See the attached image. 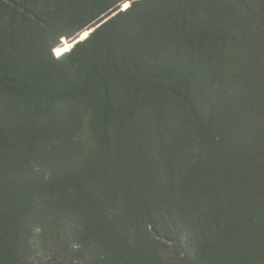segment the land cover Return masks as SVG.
Returning a JSON list of instances; mask_svg holds the SVG:
<instances>
[{
	"label": "rangeland",
	"instance_id": "obj_1",
	"mask_svg": "<svg viewBox=\"0 0 264 264\" xmlns=\"http://www.w3.org/2000/svg\"><path fill=\"white\" fill-rule=\"evenodd\" d=\"M117 1L0 0V185H10L0 189L7 191L4 198L0 195V229L4 232H0V264L10 260L16 264H82L96 256L99 263L102 259L113 261L114 257L106 254L107 246L84 235L86 219L75 210L80 193L71 204L65 201L69 187L75 194L83 189L81 185L76 187L68 179L63 181L60 194L55 190L36 198L33 192L50 177L57 180L63 169L81 172L83 180L86 172L81 161L101 162L102 170L111 174L110 163L120 151L132 148L138 161L130 168H143L144 173L134 180L127 177L122 185L136 182L150 190L154 184L157 189L158 182L163 183L159 176H167L171 169L169 186H178L191 195L206 189L212 198L219 188L223 191L218 197L226 207L236 198L230 191L235 183L230 182L238 174L225 164L220 140L263 153L264 0ZM124 3L132 7L122 10ZM90 20L111 22L81 55L95 50L101 53L103 41L108 40L105 50L115 54L121 49L128 52L126 57L144 48L146 66L141 71H112L121 75L122 84L110 91L111 105L90 106L62 96L56 98L53 109L44 108L39 95L42 90L35 92L33 74L50 57L57 58L54 49L73 45L66 38ZM99 24L75 38L81 40ZM110 34H116L115 38L120 34L116 45L111 44ZM60 66L63 63L55 68ZM133 92L142 100L132 112L122 99ZM210 93L225 99L226 108L217 118L199 116V121L195 120L192 109L202 107L206 102L200 98ZM222 131L228 136L222 138ZM152 162L157 167L152 168ZM118 163L129 166L123 157ZM117 189L123 191L119 186L115 190L119 192ZM131 189L127 188L125 204L136 202ZM251 199L250 195L244 199L249 201L247 215L256 217L260 213L258 201ZM24 200L27 204L20 202ZM15 202L25 206L16 207ZM163 207L150 208L148 214L153 219L155 216V223L165 220ZM129 208L121 202L110 204V211L118 214L117 225L128 232L138 227L136 234L147 242V246L142 245L148 249L158 238L148 239L142 229L148 223L145 211L137 213ZM252 236V251L264 249V232L255 229ZM158 245H163V255L172 257H181L189 250L186 238L179 246L161 240ZM234 248L221 247L224 252L213 254L210 263L231 264L227 261L235 254Z\"/></svg>",
	"mask_w": 264,
	"mask_h": 264
},
{
	"label": "trees",
	"instance_id": "obj_2",
	"mask_svg": "<svg viewBox=\"0 0 264 264\" xmlns=\"http://www.w3.org/2000/svg\"><path fill=\"white\" fill-rule=\"evenodd\" d=\"M119 1L122 0H118L117 2ZM109 8L107 7L103 11ZM91 21L86 23L78 31L69 35L66 40L71 41L81 31L96 27L100 23V21L95 23ZM110 22L106 21L99 24L85 40L75 44L61 58L53 59L50 57L47 64H41L40 71H36L33 74L35 92L39 89L42 90V93L39 95L44 108L49 110L53 109L56 98L62 96L74 100L77 98L90 106H98L100 104L111 105L108 102L110 91L114 90L117 85L122 84V77L118 72H128V70L132 71L133 69L135 71H141L144 69L147 64L144 59V48L138 51L134 50L126 57L128 52H120L121 49H117L115 54L112 50H105L104 45L108 40L103 41L101 53L95 50L88 56L81 55L82 53L80 52H82V49L86 46L90 47L92 41H97L102 30L108 28ZM110 35L112 37L111 39L109 38L111 44L116 45L119 42L120 34L117 35V38H115L116 34ZM53 47L55 45L51 48ZM60 63H63V66L55 68ZM69 64L71 65L69 66ZM113 70L118 72L112 73ZM116 74H118V78H116ZM188 76L190 79L192 78V75ZM118 87L121 88L124 86ZM123 98L122 100L130 106L129 109L132 112L136 108L137 103L142 100L136 92L129 95L125 94ZM200 101H205L208 108H206L205 103L202 107L199 106L198 109L196 107L192 109V117L197 121H199V116L212 119L214 117L217 118L226 108L225 99L216 97L214 93L201 97ZM191 103H193V100H191ZM95 131L96 129H94ZM262 134L263 131L259 133V136L262 137ZM221 136L222 138L227 137L228 132L222 131ZM123 142L125 143L124 140ZM220 142L224 145L223 153H225V156L223 155V157L226 159L224 161L225 164L229 167L232 166L233 172L238 174V178L235 180L231 179L232 182H230L235 183L233 187L231 186L230 191L236 193V198L232 199L233 201L226 207L223 205L224 201H221L218 197L223 191L219 188H216L213 192L212 198V196L206 193V189L201 190L198 194L195 192L196 194L193 193L191 195L190 192L184 189L181 190L178 186L174 185L173 188L169 186L171 184L169 180L171 169H169L167 176L163 175V173L159 176L163 180V183L158 182L157 189H155L157 185L153 186L154 184H151L152 181L150 182V186H152L150 190L143 189L142 184L140 183L139 185L136 182H133V186L122 185L127 182V177L134 180L136 176L142 172L144 173L143 168L138 169L137 166L134 169L130 168L133 163L138 161L134 160V151H132V148L130 150L125 148L122 152L120 151L118 158L110 163L111 174L102 170L103 164L101 162L85 160V163L81 161L86 172L83 180L80 177L81 172L72 171L68 173V171L63 169L60 173L61 176L57 180H53L50 177L49 181H43V184L35 186L33 192H36V198L43 194V192L53 194L57 190L60 194L63 190L61 188L63 181L67 182L68 179L74 181L76 187L79 185L83 187L81 191H76L75 194H73V189L69 187L65 201L71 204L75 198H78V194L80 193L76 205L77 209L75 210L83 215V220L86 219V223L83 226L84 235L92 239L94 238L96 242L99 240V243L107 246L106 254L114 258L112 262L110 259H102L99 263V259L96 256L92 261L89 262L91 259H88L82 264H212L209 259L212 258L213 254L224 252L220 250L223 246L225 248H228V246L235 247V254L228 257L229 260L227 258V262L231 264H263L264 249H254L252 251L254 244V237L252 235L255 229L256 231L262 230L264 232V150L262 149L263 153H261V150L239 148L231 143L228 144L224 138ZM76 143L78 144V141ZM101 143L107 142L106 140H102ZM70 145L71 148L75 147L73 139H71ZM122 157L125 161L129 162L128 167L123 166L122 163H118ZM189 160L187 164L191 167V159ZM154 167H157V164L152 162V168ZM130 171L134 173H132L134 176L133 179ZM190 173L192 174L191 171ZM191 180L194 181L193 179ZM3 185L7 189L10 188V185H5L3 182L0 185V189L3 188ZM71 186L75 187L72 184ZM117 186L123 188V191L117 189L119 192H116ZM159 186H163L164 188ZM128 187L132 188L135 193L136 202L134 201V204L127 201L125 204L124 199ZM185 189L188 190L187 188ZM6 192V189H4V192L1 190L0 195L4 198ZM247 195L252 196L254 201H258L257 208L260 209V213L256 217H248L247 215V213H250L247 211L249 207L246 206V203L249 201L245 202ZM191 198H194V202L188 201ZM114 201L116 203H124V207L129 210V207L132 206L131 211L133 212L137 211L139 213L138 211H145V215L143 216H145L148 223L142 229H144L148 239L158 238V242H154L147 249L145 247L147 246V242H142L140 236H137L138 227L132 228L133 230H129L130 232H128L123 228V225L118 226L119 219L117 212L112 213L110 211V204ZM16 202L14 203L16 207L25 206V204L19 205ZM20 202L27 204L28 200ZM162 204H164L163 210L166 213L165 220H162L163 222L161 223H155L157 219L155 216L153 219L148 212H150V208L156 210V207H161ZM86 206H89V208H86ZM88 218L91 219L89 220ZM92 223H94L93 226ZM4 226L7 229V226ZM0 232L4 234L2 228ZM185 238L187 239L189 250L188 252L185 251L181 257L178 255L172 257L168 253L163 255V245H158L159 240H161L163 243L179 246L181 240ZM156 245L160 246V248L157 246V249ZM73 253L76 252L74 251ZM16 263L15 260H10L9 262V264Z\"/></svg>",
	"mask_w": 264,
	"mask_h": 264
},
{
	"label": "snow or ice",
	"instance_id": "obj_3",
	"mask_svg": "<svg viewBox=\"0 0 264 264\" xmlns=\"http://www.w3.org/2000/svg\"><path fill=\"white\" fill-rule=\"evenodd\" d=\"M132 7V5L130 3H124L123 4V9L122 10H125L127 11L128 9H130ZM114 15H116V13H113ZM89 36V32H85L83 34V36L81 37V40H83L84 38L88 37ZM73 48V45H69L68 48H65V49H54L56 55H57V58H59V56L64 53V52H68L70 51L71 49Z\"/></svg>",
	"mask_w": 264,
	"mask_h": 264
},
{
	"label": "water",
	"instance_id": "obj_4",
	"mask_svg": "<svg viewBox=\"0 0 264 264\" xmlns=\"http://www.w3.org/2000/svg\"><path fill=\"white\" fill-rule=\"evenodd\" d=\"M94 30H95V29H93L92 31H90L89 34L92 33ZM78 39H79V38H74L73 40H71L72 42H74V43H73V46H74L75 44H77L78 42H81V41H82V40H78Z\"/></svg>",
	"mask_w": 264,
	"mask_h": 264
}]
</instances>
